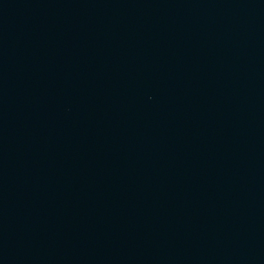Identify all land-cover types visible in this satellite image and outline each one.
Here are the masks:
<instances>
[{
	"label": "water",
	"instance_id": "95a60500",
	"mask_svg": "<svg viewBox=\"0 0 264 264\" xmlns=\"http://www.w3.org/2000/svg\"><path fill=\"white\" fill-rule=\"evenodd\" d=\"M0 264H264V0H0Z\"/></svg>",
	"mask_w": 264,
	"mask_h": 264
}]
</instances>
